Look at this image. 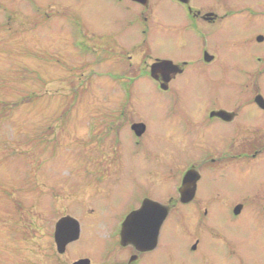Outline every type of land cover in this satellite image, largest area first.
Wrapping results in <instances>:
<instances>
[{
	"label": "rangeland",
	"instance_id": "rangeland-1",
	"mask_svg": "<svg viewBox=\"0 0 264 264\" xmlns=\"http://www.w3.org/2000/svg\"><path fill=\"white\" fill-rule=\"evenodd\" d=\"M64 1L0 0V264L96 262L108 239L106 229L135 193L145 191L166 202L176 160H165L168 168L155 160L172 152L176 117L192 111L186 100H206L218 92L206 82V73L197 71L175 83L173 94L181 103L172 113L164 103L168 94L148 77L125 93L108 76L118 75L113 58L59 51L61 24L58 8L51 5ZM92 11L90 5L83 8L90 28L99 23ZM217 74L208 72L213 78ZM227 76L233 78V73ZM230 95H222L223 100ZM122 101L129 104L127 122L116 131L112 126L118 123ZM137 119L149 126L141 148L145 152H138L128 126ZM96 162H104L103 167L94 166ZM156 167L163 178L149 177ZM96 175L102 178L93 189ZM219 181L225 194L207 202L202 233L192 230L179 212L164 221L160 264H264V200L248 199L237 217L228 211L238 192L253 190L254 179L233 181L227 191L226 180ZM90 209H95L93 215ZM65 215L77 220L80 233L58 254L53 228ZM197 234L200 242L191 253L186 246Z\"/></svg>",
	"mask_w": 264,
	"mask_h": 264
},
{
	"label": "flooded vegetation",
	"instance_id": "flooded-vegetation-1",
	"mask_svg": "<svg viewBox=\"0 0 264 264\" xmlns=\"http://www.w3.org/2000/svg\"><path fill=\"white\" fill-rule=\"evenodd\" d=\"M86 5L99 17V23L91 28L83 12ZM51 7L58 8L61 24L59 51L113 58L118 75L108 76L125 93L130 94L134 83L148 77L160 92L168 94L164 103L172 113L181 103V98L173 94L174 85L185 75L205 72L206 82L218 89L217 95L206 100L193 96L186 100L192 111L176 117L177 126L171 130L175 135L172 152L161 153L155 160L165 167V160H176L172 191L166 202L153 199L145 191L135 193L116 222L106 229L108 239L100 246L98 260L88 258L89 264H160L158 252L164 221L179 212L192 230L202 233L200 218L207 213V202L222 199L225 194L219 180H226V191L233 181L237 185L245 176L255 181L253 190L238 192L237 201L231 203L228 211L233 217L242 213L248 199L264 200V0H66ZM153 64L156 65L151 72ZM210 70L218 71L216 78L208 76ZM227 72L233 73V78ZM228 91L232 95L223 100L222 95ZM129 94L125 95L127 99ZM125 103L121 102L118 123L112 126L116 131L123 126L122 121L127 122L124 115L129 104ZM135 123L143 125L138 137L131 129ZM128 126L138 152H145L141 148L148 123L137 119ZM103 163L96 162L94 166L103 167ZM187 172L195 177L194 186L190 185L194 191L191 200L182 202L180 191ZM149 177L163 178L162 170L156 167ZM101 178L95 176L93 189ZM119 179L120 176L115 177ZM146 199L167 210L154 243L149 233L155 216L134 218L128 239L122 242L123 221L139 210ZM236 206H240V211L234 215ZM190 207L193 210L187 213ZM260 209L264 215V201ZM94 212L90 209L88 213ZM199 242L197 234L186 249L190 247L193 253Z\"/></svg>",
	"mask_w": 264,
	"mask_h": 264
},
{
	"label": "water",
	"instance_id": "water-1",
	"mask_svg": "<svg viewBox=\"0 0 264 264\" xmlns=\"http://www.w3.org/2000/svg\"><path fill=\"white\" fill-rule=\"evenodd\" d=\"M156 64H153L151 68L152 69L155 67ZM131 129L134 131L136 136H139L143 132V125L141 123H135L131 125ZM195 182V177H191V174L187 172L182 180V187L183 189L180 191L181 192V197L180 200L182 202H187L192 199L193 197V187ZM191 185V187H190ZM264 210V209H263ZM240 211V206H236L233 209V214H238ZM167 214L166 207L154 202L152 200L146 199L142 203V207L130 213L125 220L122 223V230H121V241L124 242L125 240L128 239V229L131 221L134 218H138L139 216L144 218H149V217H154L155 216V222L153 224L152 231L149 233L152 236L150 237L151 241L154 243V240L156 238L158 229L165 219ZM149 226H147V230ZM129 232H132L130 229ZM79 223L77 222L76 219L72 218L71 216H63L54 225V230H53V240L54 244L56 246V252L58 254H63L65 251L66 246L73 241H76L79 238ZM149 235V236H150ZM72 264H89V260L87 258L79 259L74 261Z\"/></svg>",
	"mask_w": 264,
	"mask_h": 264
}]
</instances>
